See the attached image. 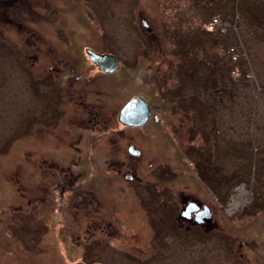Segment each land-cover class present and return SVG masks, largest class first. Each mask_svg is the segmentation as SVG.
<instances>
[{
    "label": "rangeland",
    "instance_id": "374dc122",
    "mask_svg": "<svg viewBox=\"0 0 264 264\" xmlns=\"http://www.w3.org/2000/svg\"><path fill=\"white\" fill-rule=\"evenodd\" d=\"M37 1L31 5L39 18L26 13L18 18L16 9L10 11L12 20L26 23L24 28L12 29L0 22V152H5L0 165L10 167L19 158L18 178L33 184L34 176L24 174L28 166L44 159L47 152L63 150L59 144L47 151L49 146L43 144L42 124L60 117L54 103L47 104L44 93L37 94L34 101L30 98L33 87L36 91L42 88L44 79L40 64L35 66L31 55L38 49L46 53L44 47L49 46L75 52L79 75H89L87 49L108 53L123 63L118 76L104 82L116 96L100 97L111 105L106 108L111 111L107 116L117 118L138 95L153 106V118L140 132L132 131L133 144L142 150L140 159L128 155L129 140L123 138L124 132H117L121 126L115 121L108 135H99L96 165H85H89L88 178L95 169L97 180H102L99 168L105 159L120 165L126 161L135 167L140 180L150 183L144 186L153 189L147 194L142 188L145 193L141 192L140 200L121 195L130 208L121 212L126 219L135 212L143 214V205L153 204L157 191L164 197L163 211L160 209L166 224L171 223L174 210H179L174 221L184 224H180L182 230L164 235L157 243L163 248L158 263L148 264H264V0H206L203 8L205 0ZM217 18L221 21L210 27ZM175 27L181 36L187 33V38L180 37V45L171 41ZM188 40L192 43L187 45ZM44 59L41 55V63ZM181 74L189 84L183 99L178 88L187 89V85ZM39 116L44 119L36 125L33 117ZM58 123L63 125V120ZM111 138L115 146L107 144ZM86 154L91 157L84 152L83 158ZM120 178L126 181L125 176ZM13 185L8 181L5 197L14 205L22 204ZM34 186L25 184V189ZM242 187L249 196L230 215L227 204L233 191ZM190 201L211 209L213 224L204 232L187 233L185 228L190 226L180 219ZM2 211H9L8 206ZM124 227V238L101 248L96 258L84 255L86 262L138 264L120 252L121 246L133 251L139 241L132 224ZM86 251L73 253L71 261Z\"/></svg>",
    "mask_w": 264,
    "mask_h": 264
},
{
    "label": "flooded vegetation",
    "instance_id": "af4514ba",
    "mask_svg": "<svg viewBox=\"0 0 264 264\" xmlns=\"http://www.w3.org/2000/svg\"><path fill=\"white\" fill-rule=\"evenodd\" d=\"M34 1L0 0V22L4 25L10 24L12 29L23 27L26 23L21 19L12 20L14 16L10 15V11L14 9H16L15 16L17 14L18 18H21L23 13L39 18L36 8L31 5V2ZM37 4L36 0L35 5ZM31 33L35 32L31 31ZM60 39L58 40L60 41ZM57 47L59 46L57 45ZM44 49H48L46 53H43V49H38L34 55H31L34 59L30 60L35 62V66L40 64L38 68L44 72V79L42 88L39 87L36 91L33 87L30 98L34 101L37 94L44 93L47 104L50 100L54 103L58 110V117L63 120V125L58 123L60 119L54 123L45 121L42 124L45 128L42 133V135L45 133L43 144H45V148L49 146L47 151L58 148L60 144L63 146L62 152L65 150V154L47 152L44 159L30 164L28 171L24 174L28 178L30 175L34 176L33 184L18 178L19 168L16 165L19 158L13 159L10 167L0 165V209L5 206H8L9 209L7 212H0V264H88L85 260L87 257H98V251L101 248L108 247L113 240L120 241L118 239L125 237L123 232L125 224H132L136 233L134 236L139 237L138 244L140 243V245L132 246L133 251H125L121 246L120 252L123 253V256L130 262L138 264L156 262L163 251L161 245L157 243L163 239L164 235H169V232L175 235L182 230L180 228L182 223L174 221L179 210H174L176 213L169 216L171 223L166 224L160 209L162 207L163 211L164 197L157 191L152 201L153 204L143 205V214L142 211L137 214L135 212L134 217L126 219L121 212L129 207L121 195L139 199L143 192L142 188H145L147 194H150V189L153 187L144 186L150 183L140 180L135 167L126 161L120 165L112 158L105 159L99 168L102 170V180H97L99 175L97 176L96 173L99 174V172L95 169L93 172L96 171V173L88 178L89 171L86 169L89 165H85L87 162L95 164L96 154L100 147L97 146L100 140L99 135H108L110 125L112 123L115 125L117 122L121 126V130L119 129L117 132H124L123 138L129 140L128 155L132 159H140L142 150L133 144L131 135L132 131L140 132L151 122L153 106L150 104V119L142 127L122 124L119 120L120 112L117 118H113L111 115L109 118L107 116L109 110L106 108H110L111 105L107 101L100 100V97L102 95L106 98L116 97L114 93L107 90L108 88H105L104 82L112 81L118 76L123 61L114 56L119 61L118 67L115 71L107 72L100 70L89 57L87 59L91 62L89 65L91 74L79 75L80 68L77 62L79 55L77 53L61 52L59 48L55 50L51 46L44 47ZM86 54L88 55V53ZM41 55L45 57L44 63L43 61L41 63ZM44 86L45 92H43ZM36 106L39 107L38 104ZM33 119L34 124L40 125L39 123L44 118L39 116V118L33 117ZM64 125L69 126L64 128ZM13 130L15 134V125H13ZM39 134L41 135V133ZM33 135H35L34 130ZM83 143L89 144L83 146ZM109 143L110 145L114 144L113 146L116 145L115 139L113 142L112 138L110 142H107L108 145ZM131 148L140 152V156H132ZM84 152H89L91 157L86 154L83 158ZM4 153L0 152V158ZM113 173H116L118 177H115ZM120 176H125L126 181L124 182L122 178L120 181ZM116 178H118L117 181L113 180ZM8 181L14 184L12 187L21 197L22 204L14 205L5 197L4 190L7 192ZM25 184L35 186L25 189ZM154 184L155 187H159L157 185L159 183ZM190 202L200 204L199 212L204 211L205 205L196 201ZM181 215L180 219L190 226L185 228L187 233L204 232L210 226L199 224L198 216L195 213H191L186 219ZM145 245L146 247H144ZM80 249L81 251L87 249L86 254L82 252L75 261H71L74 258L73 253ZM147 249L150 250L146 251Z\"/></svg>",
    "mask_w": 264,
    "mask_h": 264
},
{
    "label": "water",
    "instance_id": "95a60500",
    "mask_svg": "<svg viewBox=\"0 0 264 264\" xmlns=\"http://www.w3.org/2000/svg\"><path fill=\"white\" fill-rule=\"evenodd\" d=\"M143 26L150 30L146 21H143ZM87 53L91 61L98 66L100 70L107 72L115 71L119 61L109 54H100L93 50L87 49ZM151 116V106L142 97L133 98L121 111L119 120L122 124L131 127H142L146 124ZM130 154L134 157H139L140 152L134 148L130 149ZM200 204L190 202L187 208L183 211L181 217L188 218L191 213L197 214V222L202 225H211L213 222V214L208 206H204V211L199 212ZM188 220V219H187Z\"/></svg>",
    "mask_w": 264,
    "mask_h": 264
},
{
    "label": "bare ground",
    "instance_id": "6f19581e",
    "mask_svg": "<svg viewBox=\"0 0 264 264\" xmlns=\"http://www.w3.org/2000/svg\"><path fill=\"white\" fill-rule=\"evenodd\" d=\"M249 196L247 190L242 187L239 189H235L233 191V195L230 201L227 204L226 210L230 215H234L241 209L243 204L245 203L247 197Z\"/></svg>",
    "mask_w": 264,
    "mask_h": 264
},
{
    "label": "trees",
    "instance_id": "16d2710c",
    "mask_svg": "<svg viewBox=\"0 0 264 264\" xmlns=\"http://www.w3.org/2000/svg\"><path fill=\"white\" fill-rule=\"evenodd\" d=\"M213 2V1H212ZM205 4H202V8H203V6H205L206 4H208V2H206V0H205V2H204ZM219 3H220V1H219ZM219 5V4H218ZM209 24V23H208ZM177 30H180L179 28H174V29H172L171 30V41L174 43V44H176V45H180V41L182 40L180 37H183V39L184 38H187V37H185V35L187 34V33H185L184 34V36H181V33L179 34V33H177L178 31ZM207 31L209 32V30H208V28H207ZM183 32V31H182ZM177 39V40H176ZM188 42H191V41H187V45H188ZM186 43V42H185ZM185 43H184V45H185ZM192 43V42H191ZM177 53H179V51L177 52ZM180 78H182V80L185 82V85H187V89H181V88H178V92L179 93H182L181 95H180V97H182V99L184 98V97H186L187 96V91L189 90V84H188V82L185 80V78L183 77V74H181V77ZM183 94H184V96H183ZM186 95V96H185ZM183 101V100H182ZM185 105H186V107H190V104H187L186 103V101H185ZM200 109H202V107L201 106H199V110ZM190 110V109H189Z\"/></svg>",
    "mask_w": 264,
    "mask_h": 264
},
{
    "label": "built area",
    "instance_id": "2783aa9c",
    "mask_svg": "<svg viewBox=\"0 0 264 264\" xmlns=\"http://www.w3.org/2000/svg\"><path fill=\"white\" fill-rule=\"evenodd\" d=\"M217 20H219V18L215 19V20H214V23H213V21H212V22L209 24V26L213 28L214 25H215V23H216V24L218 23ZM219 21H221V20H219ZM218 25H219V27L222 26L221 23H219Z\"/></svg>",
    "mask_w": 264,
    "mask_h": 264
}]
</instances>
